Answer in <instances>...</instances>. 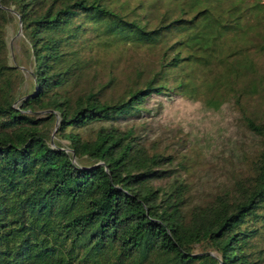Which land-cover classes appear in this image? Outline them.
Wrapping results in <instances>:
<instances>
[{
  "label": "trees",
  "instance_id": "obj_1",
  "mask_svg": "<svg viewBox=\"0 0 264 264\" xmlns=\"http://www.w3.org/2000/svg\"><path fill=\"white\" fill-rule=\"evenodd\" d=\"M130 51L156 57L147 77L88 81ZM175 96L229 105L257 139L189 217L182 163L145 133L148 102ZM262 107L264 0H0V264H264Z\"/></svg>",
  "mask_w": 264,
  "mask_h": 264
},
{
  "label": "rangeland",
  "instance_id": "obj_2",
  "mask_svg": "<svg viewBox=\"0 0 264 264\" xmlns=\"http://www.w3.org/2000/svg\"><path fill=\"white\" fill-rule=\"evenodd\" d=\"M5 42L8 64L18 67L29 80V59L15 22L5 28ZM116 58V53L107 54L104 63L88 73V81L98 85L115 78L118 86L113 93L120 94L127 76L143 71L147 77L156 63L155 56L142 52L130 51ZM105 93L107 98L112 91ZM145 109L151 111L145 122L147 144L157 141L159 150L174 152L177 162L182 163L181 174L191 188L183 209L186 217L193 207L210 201L220 190L229 189L234 178L246 174L257 151V139L241 125L239 115L229 105L214 111L200 101L175 96L150 100ZM142 122L132 119L127 124L139 126Z\"/></svg>",
  "mask_w": 264,
  "mask_h": 264
},
{
  "label": "water",
  "instance_id": "obj_3",
  "mask_svg": "<svg viewBox=\"0 0 264 264\" xmlns=\"http://www.w3.org/2000/svg\"><path fill=\"white\" fill-rule=\"evenodd\" d=\"M208 255H210V254H208Z\"/></svg>",
  "mask_w": 264,
  "mask_h": 264
}]
</instances>
